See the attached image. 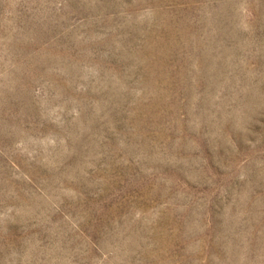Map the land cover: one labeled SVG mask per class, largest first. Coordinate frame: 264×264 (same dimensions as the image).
I'll return each mask as SVG.
<instances>
[{
    "label": "rangeland",
    "instance_id": "rangeland-1",
    "mask_svg": "<svg viewBox=\"0 0 264 264\" xmlns=\"http://www.w3.org/2000/svg\"><path fill=\"white\" fill-rule=\"evenodd\" d=\"M0 264H264V0H0Z\"/></svg>",
    "mask_w": 264,
    "mask_h": 264
}]
</instances>
